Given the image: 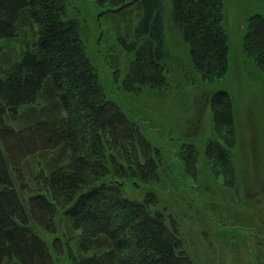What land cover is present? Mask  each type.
<instances>
[{
  "label": "trees",
  "instance_id": "1",
  "mask_svg": "<svg viewBox=\"0 0 264 264\" xmlns=\"http://www.w3.org/2000/svg\"><path fill=\"white\" fill-rule=\"evenodd\" d=\"M71 2L0 0V264H62L64 252L70 264H195L172 215L154 209V188L126 192L128 182L157 175L162 144L105 89ZM95 2L125 51L124 84L165 86L163 0ZM170 2L171 30L194 68L223 74V0ZM244 52L264 65L263 14L250 17ZM209 104L217 126L233 124L227 90ZM206 155L225 169L231 162L219 142Z\"/></svg>",
  "mask_w": 264,
  "mask_h": 264
},
{
  "label": "rangeland",
  "instance_id": "2",
  "mask_svg": "<svg viewBox=\"0 0 264 264\" xmlns=\"http://www.w3.org/2000/svg\"><path fill=\"white\" fill-rule=\"evenodd\" d=\"M72 2L70 13L82 23L105 89L162 144L157 175L128 182L127 194L141 197L154 188V209L172 215L195 264H264V65L244 52L250 17L264 15V0H223L230 45L223 74L194 68L189 45L171 30V2L163 0L171 70L167 84L158 89L124 84L125 51L100 18L102 7L95 0ZM114 57L120 69L114 70ZM218 89L231 96L234 122L229 127L214 123L209 97ZM211 141L229 151L226 169L231 171L206 155ZM58 260L70 264L66 252Z\"/></svg>",
  "mask_w": 264,
  "mask_h": 264
}]
</instances>
